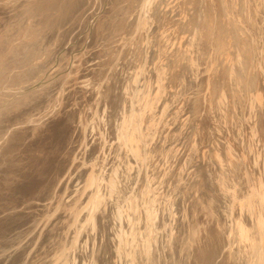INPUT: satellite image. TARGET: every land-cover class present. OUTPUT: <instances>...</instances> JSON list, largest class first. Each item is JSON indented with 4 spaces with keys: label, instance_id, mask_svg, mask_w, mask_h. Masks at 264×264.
Wrapping results in <instances>:
<instances>
[{
    "label": "rangeland",
    "instance_id": "rangeland-1",
    "mask_svg": "<svg viewBox=\"0 0 264 264\" xmlns=\"http://www.w3.org/2000/svg\"><path fill=\"white\" fill-rule=\"evenodd\" d=\"M0 264H264V0H0Z\"/></svg>",
    "mask_w": 264,
    "mask_h": 264
},
{
    "label": "bare ground",
    "instance_id": "bare-ground-1",
    "mask_svg": "<svg viewBox=\"0 0 264 264\" xmlns=\"http://www.w3.org/2000/svg\"><path fill=\"white\" fill-rule=\"evenodd\" d=\"M238 109V108H237ZM235 196V195H234ZM234 196H233V198H234ZM237 196H235V198H236ZM234 202L236 201V200H233ZM236 203V202H235ZM233 208L235 209V206L233 205ZM235 212V211H234ZM237 212V211H236ZM236 223V222H235ZM232 241V240H231Z\"/></svg>",
    "mask_w": 264,
    "mask_h": 264
}]
</instances>
